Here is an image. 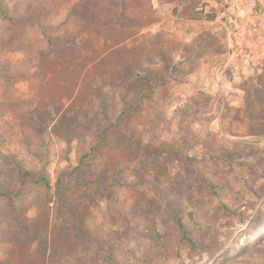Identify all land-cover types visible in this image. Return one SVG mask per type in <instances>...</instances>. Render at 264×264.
<instances>
[{"label": "rangeland", "instance_id": "obj_1", "mask_svg": "<svg viewBox=\"0 0 264 264\" xmlns=\"http://www.w3.org/2000/svg\"><path fill=\"white\" fill-rule=\"evenodd\" d=\"M214 1L0 0V264H264V15Z\"/></svg>", "mask_w": 264, "mask_h": 264}, {"label": "crops", "instance_id": "obj_2", "mask_svg": "<svg viewBox=\"0 0 264 264\" xmlns=\"http://www.w3.org/2000/svg\"><path fill=\"white\" fill-rule=\"evenodd\" d=\"M229 1L232 2V0H226V2H229ZM257 1H258V3H256ZM205 2H206V0H202L201 4L205 5ZM221 2H222L221 0H215L214 1L216 6L221 4ZM241 2H242V0L241 1L234 0V16L236 14L240 15L239 12H241V14H243L241 10L244 8V4H242ZM195 3H196L195 6L191 8V10H192L191 12L194 13L191 18L196 19V20L216 21L214 13L204 11V9H202V8H200L199 10H196V7L201 5L199 0H196ZM253 4H254L253 6H256V11L259 14L264 15V5H263L262 0H254ZM236 10H238V12H235ZM261 20H264V18H262Z\"/></svg>", "mask_w": 264, "mask_h": 264}, {"label": "built area", "instance_id": "obj_3", "mask_svg": "<svg viewBox=\"0 0 264 264\" xmlns=\"http://www.w3.org/2000/svg\"><path fill=\"white\" fill-rule=\"evenodd\" d=\"M250 28L256 31H264V20L253 21Z\"/></svg>", "mask_w": 264, "mask_h": 264}, {"label": "trees", "instance_id": "obj_4", "mask_svg": "<svg viewBox=\"0 0 264 264\" xmlns=\"http://www.w3.org/2000/svg\"><path fill=\"white\" fill-rule=\"evenodd\" d=\"M2 16L6 18V15L3 14ZM46 186L48 185L46 184ZM232 215H234V213H232ZM182 232H183L182 240L186 242L190 247H195L194 242L188 237L187 233L183 229Z\"/></svg>", "mask_w": 264, "mask_h": 264}]
</instances>
